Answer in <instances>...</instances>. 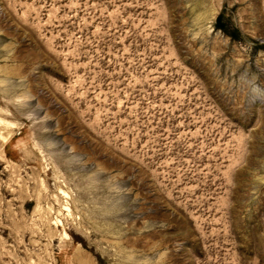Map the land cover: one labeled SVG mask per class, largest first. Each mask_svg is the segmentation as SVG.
I'll return each instance as SVG.
<instances>
[{
	"label": "rangeland",
	"instance_id": "obj_1",
	"mask_svg": "<svg viewBox=\"0 0 264 264\" xmlns=\"http://www.w3.org/2000/svg\"><path fill=\"white\" fill-rule=\"evenodd\" d=\"M0 264H264V0H0Z\"/></svg>",
	"mask_w": 264,
	"mask_h": 264
},
{
	"label": "trees",
	"instance_id": "obj_2",
	"mask_svg": "<svg viewBox=\"0 0 264 264\" xmlns=\"http://www.w3.org/2000/svg\"><path fill=\"white\" fill-rule=\"evenodd\" d=\"M220 18H221V17H220V16H218V22L220 21ZM219 26L221 27L222 25L220 24Z\"/></svg>",
	"mask_w": 264,
	"mask_h": 264
}]
</instances>
